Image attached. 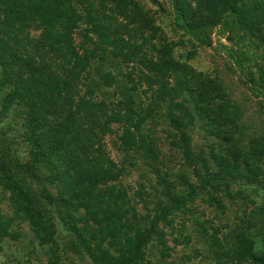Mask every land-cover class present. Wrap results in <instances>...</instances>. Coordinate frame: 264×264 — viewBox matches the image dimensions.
Instances as JSON below:
<instances>
[{
    "label": "trees",
    "instance_id": "16d2710c",
    "mask_svg": "<svg viewBox=\"0 0 264 264\" xmlns=\"http://www.w3.org/2000/svg\"><path fill=\"white\" fill-rule=\"evenodd\" d=\"M171 2L177 26L201 40L231 13L264 44V0ZM154 30L137 0H0V120L16 104L22 126L15 137L20 147L0 127V188L11 210L4 214L0 209V239L18 237L11 227L17 218V224L26 222L37 246H49L46 264H66L51 248L56 241L62 252L81 254L94 264H151L145 254L148 242L158 241L165 255L162 226L196 190H208L212 200L217 197L211 189L246 198L243 184L256 182L264 193V127L258 128L264 116L247 123L218 74L179 75L181 62L166 55L164 46L145 55L139 39ZM114 60L143 67L125 73L123 96L99 97L91 73ZM256 68L259 79L251 77L252 85L264 104V65ZM99 79L110 86L117 75L107 69ZM181 88L193 96L180 93ZM136 89L144 95L138 102L128 92ZM257 110L264 113L263 107ZM200 115L222 151L212 142L203 151L193 141L190 128ZM154 118L165 123V136L182 168L168 169L159 157L155 131L144 126ZM111 132L126 160L132 158L130 164L140 152L139 158L153 167L157 198L145 216L139 215L128 185L119 182L124 165L105 150L103 138ZM230 182H239V188L230 191ZM255 208L264 232V199ZM249 217H238L227 246L211 243L216 245L214 264H264V251L255 247L248 230L255 226Z\"/></svg>",
    "mask_w": 264,
    "mask_h": 264
},
{
    "label": "rangeland",
    "instance_id": "374dc122",
    "mask_svg": "<svg viewBox=\"0 0 264 264\" xmlns=\"http://www.w3.org/2000/svg\"><path fill=\"white\" fill-rule=\"evenodd\" d=\"M142 10L148 15L150 21L155 26L152 36H141L143 53L145 55H155L156 48L164 46L166 55H171L177 61H180L176 72L180 75L184 72L202 71L206 73L218 74L225 84L227 91L238 101L243 110V119L259 122L258 116H264L259 113L257 108H264L261 94L255 92L251 77L257 81L258 73L256 66L258 63L264 65V44L261 42L260 34L244 28L235 16L231 13L222 15L221 19L209 28L204 36V40L188 33L183 28L177 26L174 18V9L171 0H137ZM240 1V0H236ZM37 33L38 30H31ZM138 39V38H137ZM153 43V45H151ZM136 55H142L136 51ZM116 63H106L96 65L93 69L92 77L97 81L96 92L99 97L106 99H115L123 96L127 80L125 73H137V69L143 66L137 62L129 63L130 68L126 67L125 62L114 60ZM132 65L134 67H132ZM110 69L116 75V81L110 85H101L99 75L103 71ZM174 75V73H171ZM136 77V76H135ZM99 79V80H98ZM184 85H182L183 87ZM0 90V100L3 92ZM129 95L134 98V102L144 99L141 90H130ZM180 93L190 97L192 92L180 89ZM260 99V102L257 101ZM195 100H197L195 98ZM16 104H10L7 114L1 117L0 127L9 130L8 136L16 141V146L20 147L17 141V130H21L20 117ZM208 121L203 116H196L191 127L192 139L207 151L212 142L216 150L222 151L223 144L219 138L207 131ZM259 127H264V122ZM114 126V125H113ZM148 131H155L152 135L156 151L159 157L167 165L166 168H177L180 166V155L168 142L165 136V123L154 118L144 125ZM208 132V133H206ZM104 147L108 154L115 160L124 165L120 175L119 182L128 185L127 190L130 198L135 201V206L139 215L145 216L151 211L152 200L157 198L155 194L153 167H150L145 161L139 158L140 152H135L136 162L130 164L124 154L117 146L116 136L113 132L104 136ZM142 149V148H141ZM140 149V150H141ZM19 152V157H22ZM153 161V160H152ZM159 166L156 161H153ZM179 168H182L181 166ZM185 175L190 180L194 176L188 167L183 169ZM256 182H249L246 186V198L238 193L233 195L225 190H213L212 193L217 197L210 199L208 190H196L191 200L185 202V206L175 211L171 216L170 223L163 225V237L166 239L164 245L165 255L160 254V248H163L158 241L151 239L145 247L146 257L151 264H214L213 249L216 245L211 244L218 241L221 245L227 246L231 241L232 230L237 225L239 218H251L255 226L248 230L251 235H255V247L264 251V232L258 222L257 209L255 208L262 199L264 193L261 187L255 186ZM210 189V187H208ZM207 188V189H208ZM239 188V182H230L229 190L234 191ZM244 195V194H243ZM249 197L255 199V203L249 200ZM146 205V209L142 205ZM0 209L4 214H10L11 210L7 204V198L4 191L0 188ZM149 210V211H146ZM244 211V213H243ZM12 228L16 227L19 235L15 238L3 237L0 239V264H46V257L50 256L47 250L49 246L39 247L35 244L33 236L25 221L16 223L17 218L12 220ZM15 224V225H14ZM63 232V231H62ZM60 240V239H59ZM59 251L61 257H64L66 264H94L87 257L81 254H75L71 251L62 252L60 241H56L54 247ZM54 253V254H55ZM24 258L27 260L24 261Z\"/></svg>",
    "mask_w": 264,
    "mask_h": 264
}]
</instances>
